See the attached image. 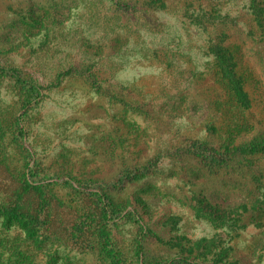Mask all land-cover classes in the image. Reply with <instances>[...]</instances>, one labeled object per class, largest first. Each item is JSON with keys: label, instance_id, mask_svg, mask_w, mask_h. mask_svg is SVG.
<instances>
[{"label": "rangeland", "instance_id": "374dc122", "mask_svg": "<svg viewBox=\"0 0 264 264\" xmlns=\"http://www.w3.org/2000/svg\"><path fill=\"white\" fill-rule=\"evenodd\" d=\"M123 1L136 7L0 0V65L42 86L0 70V156L68 204L94 208L73 188L87 181L114 205L87 249L29 239L23 264H264V204L236 208L264 198V155L211 169L189 147L217 143L232 114L238 140L264 136V0ZM219 44L248 77V108L208 74Z\"/></svg>", "mask_w": 264, "mask_h": 264}, {"label": "trees", "instance_id": "16d2710c", "mask_svg": "<svg viewBox=\"0 0 264 264\" xmlns=\"http://www.w3.org/2000/svg\"><path fill=\"white\" fill-rule=\"evenodd\" d=\"M114 3L127 10L136 7L135 4L123 0H114ZM216 55L215 65L208 74H212L229 89L228 96L233 98V107H237L238 104V106L250 107L251 99L244 86L248 77L239 70L240 62L235 57L231 46L217 45ZM0 70L10 72L17 82L29 84L38 94L41 93L42 86L26 79L17 67L0 65ZM239 117V114H232L231 122L234 125H229L225 135H222L215 144L190 138L192 144L189 147L197 155L202 156L211 169L216 164L230 165V158L238 153L249 152L253 156L255 154L264 155V136L258 134L250 137L249 140H238L240 134L237 131L241 130L238 128L240 125ZM245 124L252 125L251 121L245 122ZM251 125L247 126L251 127ZM0 167L2 168L0 169V227L5 230L3 236L0 232V241L8 236L6 233L12 231L16 233L11 237L12 242H10L9 250L2 248L0 251V256L9 252V264L11 262L14 264L24 263L25 257L29 256L30 252L25 250L22 245L28 243L29 239L40 243L43 238H49L69 245L71 248L85 250L90 246L94 236L100 237L103 226L102 220L108 217L114 208L111 198L105 192L93 188L87 181H82L73 188L77 190L79 187L80 191L86 193L84 200H92L90 202H93L95 206L92 204L94 208H91V205H86V202L82 206L77 204L75 206L68 204L57 196L52 189H48L45 184L35 180L33 173L23 169H13L4 155L0 156ZM144 173V169H135L131 174H127L125 179H134ZM263 204L264 198L260 199L259 196H256L236 208H243L244 211L249 212L262 207ZM210 207L213 208L211 205ZM22 231L25 235H21ZM148 234L165 242L163 238L149 228ZM204 241L211 242L212 238L203 237L197 242L200 244ZM216 260L214 264H223L220 259Z\"/></svg>", "mask_w": 264, "mask_h": 264}]
</instances>
